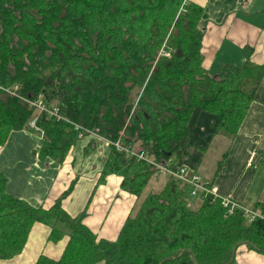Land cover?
I'll use <instances>...</instances> for the list:
<instances>
[{"label":"trees","instance_id":"1","mask_svg":"<svg viewBox=\"0 0 264 264\" xmlns=\"http://www.w3.org/2000/svg\"><path fill=\"white\" fill-rule=\"evenodd\" d=\"M184 1L0 0V145L29 127L36 111L24 99L42 94L67 120L38 116L40 156L62 162L78 139L77 123L111 142L103 177L118 174L123 189L141 195L160 173L116 142L156 161L179 157L196 108L217 118L214 134L234 138L264 64L210 74L202 66L204 8ZM14 87V96L5 91ZM6 185L0 173V259L22 252L36 222L52 227L54 241L64 228L70 236L59 260L41 255L36 264H234L233 248L242 244L264 254V204L253 221L212 197L193 209L188 184L170 175L115 241L97 239L60 200L37 208Z\"/></svg>","mask_w":264,"mask_h":264},{"label":"crops","instance_id":"2","mask_svg":"<svg viewBox=\"0 0 264 264\" xmlns=\"http://www.w3.org/2000/svg\"><path fill=\"white\" fill-rule=\"evenodd\" d=\"M190 1L204 8L201 53L205 70L218 75L230 66L264 64V0H249L246 5L240 0ZM216 124L213 114L196 108L182 152L168 159L169 166L188 168L216 185L221 195L261 213L256 207L264 204V77L234 138L214 134ZM44 140L41 130L25 127L12 131L0 145V173L7 178V192L37 208L50 209L60 200L66 213L80 218L97 239L117 240L144 198L160 192L166 182V174L154 175L141 195H135L122 188V176L103 177L112 152L107 140L95 134L78 138L62 162L40 156ZM215 141L220 154L208 160ZM197 198L205 199L202 194ZM197 198L188 194L187 206L198 208L203 200L198 203ZM62 230L63 236L54 241L50 225L34 223L22 252L0 259V264H36L41 255L59 260L70 239L67 230ZM234 264H264V254L242 244L236 249Z\"/></svg>","mask_w":264,"mask_h":264},{"label":"built area","instance_id":"3","mask_svg":"<svg viewBox=\"0 0 264 264\" xmlns=\"http://www.w3.org/2000/svg\"><path fill=\"white\" fill-rule=\"evenodd\" d=\"M187 1L188 0H185L184 3H186ZM248 1L249 0H240V3L246 5ZM17 89L18 87H14L13 89L12 88L6 89L5 91L14 96L16 95ZM24 100L30 106L34 107L36 111V115L29 122V127L35 128L37 130H41L37 125V119L38 116L42 113L46 114L49 118H54L55 120H67V118L61 112L60 107L58 105H54V106L49 105L43 99L42 94L38 95L37 98L34 99L26 98ZM73 124L75 128L79 131L78 138H84L86 135L89 134L98 135L95 132H90L89 130L84 129L82 126H80L77 123H73ZM101 138L105 139L104 137ZM107 141L111 143L109 140ZM115 145L119 150H125L129 152L131 155L137 157L138 159L146 161L148 164L151 165L153 169L156 170L157 173H164L166 175L173 176L174 178L179 179L184 183L188 184L190 196L199 197L202 194L204 198L212 197L213 200H219L222 206L227 210L228 214H233L234 212L240 210L243 212L245 218L248 221H253L259 216H261V213L259 211L244 206L229 197L221 195L216 185L210 184L209 182L204 180L201 175L192 174L189 171V169L186 167L174 169L172 166H169L168 160L156 161L155 159L148 157L145 154V152L129 151V149L122 147L119 144V142H116ZM188 206L190 207L189 203Z\"/></svg>","mask_w":264,"mask_h":264},{"label":"rangeland","instance_id":"4","mask_svg":"<svg viewBox=\"0 0 264 264\" xmlns=\"http://www.w3.org/2000/svg\"><path fill=\"white\" fill-rule=\"evenodd\" d=\"M220 147V144L218 143V141H215V143H213V145H212V150H210L209 151V153H208V155H207V159L208 160H214V159H216V157L220 154V150H218V148ZM207 160V161H208ZM193 197V196H192ZM197 198V197H196ZM202 198L200 199V198H197V202L198 203H201L202 202ZM196 202V203H197ZM195 203V202H194ZM194 205V204H193ZM198 205V204H197ZM200 206V205H199ZM198 206V207H199ZM192 207V206H191ZM193 209H196L195 207H193Z\"/></svg>","mask_w":264,"mask_h":264},{"label":"water","instance_id":"5","mask_svg":"<svg viewBox=\"0 0 264 264\" xmlns=\"http://www.w3.org/2000/svg\"><path fill=\"white\" fill-rule=\"evenodd\" d=\"M236 249H237V247L235 246V247L233 248V258L235 257ZM197 264H198V263H197Z\"/></svg>","mask_w":264,"mask_h":264}]
</instances>
